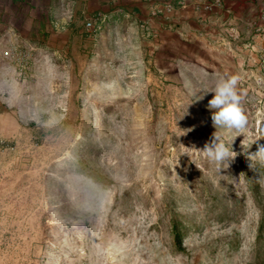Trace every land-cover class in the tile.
Listing matches in <instances>:
<instances>
[{
    "label": "rangeland",
    "instance_id": "rangeland-1",
    "mask_svg": "<svg viewBox=\"0 0 264 264\" xmlns=\"http://www.w3.org/2000/svg\"><path fill=\"white\" fill-rule=\"evenodd\" d=\"M62 1L0 0V64L18 81L0 102V264H264V162L242 146L264 145V12L237 23L204 0L180 22L144 17L158 37L117 15L76 58ZM190 19L201 34L175 35ZM101 40L113 55L93 61ZM231 75L243 134L216 131L208 107ZM215 132L236 136L220 172L198 151Z\"/></svg>",
    "mask_w": 264,
    "mask_h": 264
},
{
    "label": "crops",
    "instance_id": "crops-1",
    "mask_svg": "<svg viewBox=\"0 0 264 264\" xmlns=\"http://www.w3.org/2000/svg\"><path fill=\"white\" fill-rule=\"evenodd\" d=\"M112 0H64L63 8L65 12L64 20H69L70 24L67 29L61 34V38L63 40V49H66V45L73 47V43L71 41H75L76 45H74V49H72L71 53L76 56V58H81L79 46L81 43V30L83 28V23L85 20V16L87 14H94L98 11H104L109 13L113 21L117 22L120 17L113 13V5L111 4ZM204 0H122V5L127 8V10L134 11L136 14H140L141 17L149 16L151 13V9L156 6H166L171 5L174 8L172 15H177V22H180V15L186 13L182 10L181 6H188L190 4H197ZM232 7V15L235 18V22H243L244 19L246 20H253L256 17L264 12V0H226L225 6ZM218 18H223L224 21H228L229 15L225 14L224 11H219ZM135 15H131L130 18L135 20ZM200 24H198L195 20L190 19V23L188 26L181 29L182 32H178L175 35L177 36H195L197 37L198 34H201ZM166 36L170 34L169 32L165 31L164 33ZM163 34V35H164ZM109 34L106 32L104 36H108ZM124 36L129 35V32H124ZM138 35V30H137ZM114 38V35H113ZM106 52L108 56L112 57L113 51L109 48V45L106 46L104 44V40H101L100 45L95 49L93 57V61L97 60V57L102 53ZM134 52V51H133ZM92 55H90L91 57ZM17 71L16 68L13 66H5V64H0V102L5 103L7 98L3 97L4 87H7L9 83H7L5 79H11V81H16ZM10 77V78H9Z\"/></svg>",
    "mask_w": 264,
    "mask_h": 264
},
{
    "label": "clouds",
    "instance_id": "clouds-1",
    "mask_svg": "<svg viewBox=\"0 0 264 264\" xmlns=\"http://www.w3.org/2000/svg\"><path fill=\"white\" fill-rule=\"evenodd\" d=\"M239 83L240 77L238 75L222 77L217 81L212 91H206L214 93L213 98L209 100L208 107L212 111L211 120L216 131L217 129H223L228 132L235 131L243 134L247 127L248 120L241 103L243 94L239 88ZM202 98V96H195L194 94L191 103H195ZM188 131H192V129H188ZM235 137L229 141H225L215 132L212 139L205 143L202 150L198 151L203 153L210 161L214 162L220 172L222 168H228L230 163L238 155V153L232 149V142ZM251 143L253 142L245 145L244 140L242 141L244 154L247 156V159H258L264 162V145H258L257 152L249 153L248 147ZM178 163L179 160L175 166H177ZM185 171H187V169H185Z\"/></svg>",
    "mask_w": 264,
    "mask_h": 264
},
{
    "label": "built area",
    "instance_id": "built-area-1",
    "mask_svg": "<svg viewBox=\"0 0 264 264\" xmlns=\"http://www.w3.org/2000/svg\"><path fill=\"white\" fill-rule=\"evenodd\" d=\"M219 3H221V0H211L204 2V6L202 7V9L206 12L207 11L211 12L213 11L212 6L219 5ZM111 4L114 7L113 13L116 15L125 16V17H130L131 15H135L136 16L135 18L136 19L138 18L139 22L141 23L140 26L143 34H147L148 36H154V37H158L160 35V30L152 29L150 20L141 17L140 14H136L134 11L130 12L129 10H127V8L122 5V0H112ZM163 11L165 12L164 14L166 15V13L168 12H173L174 8L171 5H166L164 8L153 7L151 9L150 16L152 18H160L161 16L159 14L163 13ZM111 18L112 16L104 11H98L94 14H87L85 16L84 26L82 30L83 39H85L86 41L94 42L98 38L99 34L106 28V25L109 23ZM175 26L176 25L173 23L171 28H174ZM17 52H19V48H14V50H12L13 54ZM262 59L264 62V55H262ZM23 64L24 65H22V67L20 68L21 75L26 74L27 70H29V67L27 66V64L29 63L25 62Z\"/></svg>",
    "mask_w": 264,
    "mask_h": 264
},
{
    "label": "trees",
    "instance_id": "trees-1",
    "mask_svg": "<svg viewBox=\"0 0 264 264\" xmlns=\"http://www.w3.org/2000/svg\"><path fill=\"white\" fill-rule=\"evenodd\" d=\"M82 30H83V28H82ZM82 30H81V35H82Z\"/></svg>",
    "mask_w": 264,
    "mask_h": 264
}]
</instances>
